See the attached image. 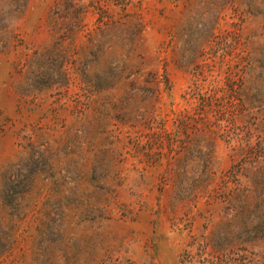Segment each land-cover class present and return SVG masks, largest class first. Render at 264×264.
<instances>
[{
	"label": "rangeland",
	"instance_id": "1",
	"mask_svg": "<svg viewBox=\"0 0 264 264\" xmlns=\"http://www.w3.org/2000/svg\"><path fill=\"white\" fill-rule=\"evenodd\" d=\"M0 264H264V0H0Z\"/></svg>",
	"mask_w": 264,
	"mask_h": 264
}]
</instances>
